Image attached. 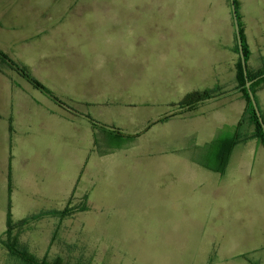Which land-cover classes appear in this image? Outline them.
Instances as JSON below:
<instances>
[{"label":"rangeland","instance_id":"374dc122","mask_svg":"<svg viewBox=\"0 0 264 264\" xmlns=\"http://www.w3.org/2000/svg\"><path fill=\"white\" fill-rule=\"evenodd\" d=\"M165 3L0 0V90L6 102L2 106L0 101V235L8 211L14 225L35 210L62 211L73 194L68 216H47L17 231L35 258H60L64 264H243L237 257L242 254L240 234L246 230L252 186L239 154L251 145L236 147L223 174L205 169L199 163L217 166L209 153L216 145L206 134L189 140L188 120L155 123L169 109L153 94L145 93L146 104L134 94V48L150 28L129 26L130 12L124 17L121 12L136 7L135 19L142 24L154 7ZM235 12L246 66L264 63V1L247 0L244 10L237 7ZM204 16V29L168 27L170 36L183 37L181 51L168 58L142 52V73L162 65L172 70L165 82L177 72L203 87L213 69L227 70L232 10H207ZM86 27L103 33L105 41L93 45L96 52L86 41ZM2 56L25 69L54 99L32 90ZM20 79L27 96L15 86L11 92L12 82ZM141 87L151 91L143 76ZM37 98L76 121L74 129L57 131L54 123L44 124V111L39 122L30 119L39 111ZM79 103L89 106L84 109L88 121L108 136L109 144L123 143L121 147L101 154L91 146L92 134L86 130L91 125L80 119L85 114ZM45 143L55 147L47 150ZM82 204L86 210L76 212ZM0 264L26 263L10 256L0 242Z\"/></svg>","mask_w":264,"mask_h":264},{"label":"crops","instance_id":"0c3cea01","mask_svg":"<svg viewBox=\"0 0 264 264\" xmlns=\"http://www.w3.org/2000/svg\"><path fill=\"white\" fill-rule=\"evenodd\" d=\"M234 1V0H233ZM237 3V7L239 10H244V6L246 5L247 0H235ZM264 1V0H262ZM166 6L163 7H154L152 11L149 13V19L142 23L140 19H135V11L139 12L136 7H130L133 9L123 10L122 17H124L123 13L130 12L127 15V23L131 27H140L148 26L150 28V33L147 37H143L140 41L137 42L136 47L134 48L133 57H137L138 68L133 72V79L134 81V94L146 104L145 93L153 94V97H156V101L160 103L163 107H167V113L164 117H168L161 122L155 121V123H162V122H169L172 120L181 119L183 121H187L190 123L189 125V132L187 133L186 137L189 140H193L194 138L203 137L202 135L206 134L207 139L212 142L213 145H216L213 149H209V153L213 155L214 160L217 162V158L222 151V145L228 144L231 139H233L236 135V126L238 121L240 120L245 103L241 98L240 93L238 92V83L236 79V62H237V55L235 52L236 48V34L233 19L231 17V47L225 48L228 54L232 57L230 58V67L225 71H211L209 73V78L207 79L208 84L206 86L200 87V84L197 86H193L188 81L184 80V73H182V79L179 73H173L175 75V79H172L169 82H165L163 78L167 77V75L172 70H165L162 65L157 67V71H148L143 72L141 70V62L140 58L142 55L148 54L151 57L152 53L159 54L160 56L163 55L166 58L172 57L173 55L179 53V44L183 41V37H173L170 36L169 32L167 31L168 27H175L176 25L189 27L191 25H196V27L203 28L206 25L204 13L208 11H215L231 12V5L230 0H166ZM104 12H108V8L103 9ZM236 10V9H235ZM205 11V12H204ZM109 12H116L114 10H109ZM193 12H196L194 16H191ZM204 12V13H203ZM179 15V19L176 17ZM189 17H196V21L188 20ZM211 17V14H210ZM87 36L86 41L90 46V50L94 51L93 45H98L100 41L103 40V33L100 30L93 29L90 31L87 27ZM95 35L96 37H93ZM141 35V31L139 32V36ZM89 36V37H88ZM203 40V39H202ZM96 49V47H95ZM142 52L146 53L143 54ZM247 70L254 73L264 67V63L254 64L252 63L251 66H246ZM143 78L149 83V88L151 91H143L141 87V80ZM198 77V76H197ZM264 77V76H261ZM199 82V81H198ZM197 82V83H198ZM13 87L11 86V92L15 90L14 86L19 88L17 91L20 93L25 94L27 96V91L24 90L22 85L26 86L23 83V80H17L16 82H12ZM4 86L1 85L0 89H3ZM32 90L37 91L36 89L32 88ZM201 90H209L217 93V95L207 101L200 103L195 109L187 111L181 110L175 106L186 94L193 92V91H201ZM4 90H0V101L3 103L2 106L6 105L5 100L1 98L4 94ZM38 94H41L42 97H47L43 93L37 91ZM87 93H91L90 90H86ZM160 93V94H158ZM254 98L258 107V110L264 119V83H261L254 89ZM40 96V95H38ZM150 99V96H148ZM48 98V97H47ZM46 100V99H45ZM82 100V99H81ZM155 100V99H154ZM37 105H39V111H33L31 113L30 119L34 122L37 119V122L42 120V111H44V115L48 116L44 118V124L47 122H52L56 125L57 131L61 129H74V126L77 125V122L70 121L67 119V115L61 114L58 109L53 110L49 106L50 104L45 102L41 103V99L37 98L34 100ZM82 113L85 114L80 118L83 122L87 125L86 130L91 131L92 134V144L91 146L94 148H98L102 152L101 154L105 153L107 148H119L122 146L123 143H112L109 144L108 136L105 135L103 132L98 131L97 126H93L88 120V108L89 106L84 104H78ZM51 118V119H50ZM53 119V120H52ZM160 119V120H161ZM22 122V121H21ZM89 122V123H88ZM23 123V122H22ZM35 124V123H33ZM104 127V126H103ZM103 127L101 130L103 131ZM90 129V130H89ZM188 129V128H187ZM185 130V133L187 132ZM224 131L223 133H221ZM252 127L245 123L241 127L239 134L241 136V140L236 143L230 150L229 156L226 161V166L228 163L233 162V154L236 147L242 145L250 144L251 148L248 150H243L240 154V162L243 163V167L247 172L249 179H250V187L252 186L251 190V200H250V211L247 217L246 223V230L240 234V242L242 247L240 248V257L243 264H264V146H262L256 139H245V137L251 135ZM39 135H36L38 142ZM45 135L48 137L51 135L47 130L45 131ZM48 139V138H47ZM46 149L53 148L55 145L52 143H45ZM98 145V146H97ZM113 145V146H112ZM97 146V147H96ZM207 149V147L205 148ZM218 163V162H217ZM205 169H208L212 172L217 174H223L225 172L224 167L222 172H216L213 168L210 169L204 163H199ZM210 167V166H209ZM241 167V166H240ZM238 167V168H240ZM9 191V186H8ZM73 199V194H71L70 198L68 199L67 205L63 207L65 209L67 206L70 208L71 201ZM86 207V206H80ZM8 208V206H7ZM62 209V210H63ZM72 209V208H70ZM77 210V209H76ZM86 210V208H85ZM84 210V211H85ZM61 210H49L44 211L35 210L34 213H31L30 216L23 218L17 221L14 225L12 230V235L17 236V241L20 247L27 251L26 243L23 245L21 243L20 235L18 234V230L21 228L23 231H26L30 228V226L37 221L42 220L43 218L50 216V217H57L56 212H60ZM9 212V211H8ZM7 212V213H8ZM82 212V211H76ZM7 218V217H6ZM22 220H27V223L23 225H19L18 223ZM59 223L56 226L58 227ZM16 229V230H15ZM55 229V230H56ZM6 230V228H5ZM4 230V231H5ZM4 231L1 233L4 235Z\"/></svg>","mask_w":264,"mask_h":264},{"label":"trees","instance_id":"16d2710c","mask_svg":"<svg viewBox=\"0 0 264 264\" xmlns=\"http://www.w3.org/2000/svg\"><path fill=\"white\" fill-rule=\"evenodd\" d=\"M234 7L235 9L237 8V3L234 0ZM237 16V21H238V26H239V33H240V38H241V42H242V50H243V54H244V59L246 60L247 58V52H246V48H245V44L242 38V28L240 26L239 23V16L238 14H236ZM235 52L236 54L239 56L238 54V46H237V42H236V48H235ZM2 58L6 61L7 64H9V66L18 69L17 65L12 63L9 59H7L6 57ZM18 72L20 73V75L26 79L30 85H32V87L34 89H36L37 91L43 93L44 95H46L48 98L50 99H54L53 96L51 95V93L45 89L43 86H41L38 82L32 80L30 78V76L27 74V71L25 69H18ZM262 75H264V67H262V69L258 70L257 72H250L247 70V80L248 81H252L251 85H250V90L252 93H254V89L259 86L261 83H264V77H261ZM236 79H237V83H238V92L241 95L242 100L245 103V107H244V111L243 114L240 118V120L237 123L236 126V135L233 139H231V141L226 144V145H222V151L219 154L218 158H217V166L216 167H208L210 169H214L216 170V172H222L224 167L226 166V161L227 158L229 156V152L231 150V148L238 143L241 140V136L239 134V131L241 129V127L243 126V124L247 123L252 127V133L251 135L245 137V139H256L262 146H264V129H262L261 125L258 122V118L255 114V111L253 109V106L251 104V101L249 99L248 96V92H247V88L245 87V78L243 75V71H242V67H241V63H240V58L238 57V61L236 62ZM217 95V93L213 92V91H209V90H201V91H193L190 92L188 94H186L177 104H174L172 106H175L181 110H193L195 109L200 103L210 100L212 98H214ZM55 102L58 103V101L55 99ZM59 104V103H58ZM261 115V114H260ZM168 117H164L162 120L167 119ZM262 118V116H261ZM93 126H96L95 124H92ZM85 208L81 207L78 208L75 211H84ZM72 209H70L68 206L63 209L60 212H56L54 214L57 215H61V216H68L69 214H71ZM27 223V220H22L20 221L18 224L19 225H23ZM13 226L12 223L10 221V217H9V212L7 213V218H6V231L4 232L3 235V239L0 240L2 246L4 247V249L7 251V253L12 256L15 257L17 259H19L20 261L26 263V264H64L62 259H58L55 258L52 261H48L46 260V258H42V259H37L34 256L30 255L25 249H23L22 247H20V245L18 244L17 241V236L16 235H12V230H13Z\"/></svg>","mask_w":264,"mask_h":264},{"label":"water","instance_id":"95a60500","mask_svg":"<svg viewBox=\"0 0 264 264\" xmlns=\"http://www.w3.org/2000/svg\"><path fill=\"white\" fill-rule=\"evenodd\" d=\"M230 5H231V10H232V18H233V23H234V28H235V34H236V42H237V46H238V54H239V58H240V63H241L243 75H244V78L246 81L245 87L247 88L248 96H249V99H250L251 104L253 106V109L255 111V114L258 118V122L261 125L262 129H264V120H262V118H261L260 112L258 110L256 101L254 98V95L250 90V85H251L252 81L247 80V69H246L244 54H243V50H242V42H241V38H240L238 21H237V16H236L233 0H230ZM262 76H264V75H262Z\"/></svg>","mask_w":264,"mask_h":264}]
</instances>
